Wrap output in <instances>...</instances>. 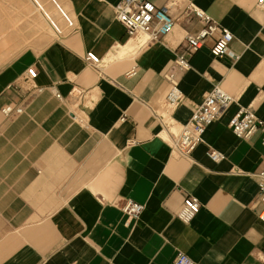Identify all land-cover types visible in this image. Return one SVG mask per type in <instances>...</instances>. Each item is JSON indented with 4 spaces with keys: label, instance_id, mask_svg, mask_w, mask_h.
Listing matches in <instances>:
<instances>
[{
    "label": "crops",
    "instance_id": "crops-1",
    "mask_svg": "<svg viewBox=\"0 0 264 264\" xmlns=\"http://www.w3.org/2000/svg\"><path fill=\"white\" fill-rule=\"evenodd\" d=\"M41 1L60 12L53 35L35 33L27 0H0L9 42L0 55V264H173L179 251L193 264H264V131L241 140L229 127L239 107L264 123V5L151 0L168 3L176 23L149 41L116 20L120 0ZM191 6L231 32V55L213 56L218 34L207 38L180 75L182 101L170 104L164 73L186 34L202 27ZM30 67L36 77L27 82ZM215 85L233 102L179 156L173 141ZM5 105L23 109L6 117ZM187 194L200 208L183 223L176 213ZM126 199L143 204L136 219L122 213Z\"/></svg>",
    "mask_w": 264,
    "mask_h": 264
},
{
    "label": "built area",
    "instance_id": "built-area-1",
    "mask_svg": "<svg viewBox=\"0 0 264 264\" xmlns=\"http://www.w3.org/2000/svg\"><path fill=\"white\" fill-rule=\"evenodd\" d=\"M172 3L173 0H166ZM156 5L151 0H120L114 6L115 18L120 22L128 36L144 34L149 41H156L172 32L175 27L176 19L170 12V5ZM257 6L264 5V0H256ZM191 14L198 19L202 27L197 34H186L183 38V49L178 52L165 71L164 77L168 82V91L166 99L170 104H177L182 101V94L178 87V82L182 72L189 68V59L194 52L201 48L207 38L212 37L217 32L210 46V52L215 57L231 55L228 44L232 40L231 32L220 26L204 11L191 6ZM87 61L93 65L99 63V58L92 52L85 55ZM36 72L33 68L26 70L25 81L34 80ZM41 88H33L34 94ZM60 97L59 94H56ZM233 102V97L224 91L220 86L215 85L204 97L200 105L192 111L189 120L183 125L180 133L173 141V149L179 156L189 157L194 148L203 142V134L206 128L226 110ZM22 106L5 105L1 112L6 117H13L22 112ZM229 127L233 134L241 140L250 139L253 134L261 129L264 131L262 123L248 107H239L232 116ZM264 143V138H262ZM206 155L213 161L218 162L222 154L213 148H208ZM258 195L262 202V208L259 211V219L264 222V169L258 172ZM122 213L128 218L136 219L143 210V204L126 199L119 206ZM200 203L192 195H185L176 217L183 223H188L199 211ZM173 264H193L192 259L185 253L179 251L176 253Z\"/></svg>",
    "mask_w": 264,
    "mask_h": 264
},
{
    "label": "rangeland",
    "instance_id": "rangeland-1",
    "mask_svg": "<svg viewBox=\"0 0 264 264\" xmlns=\"http://www.w3.org/2000/svg\"><path fill=\"white\" fill-rule=\"evenodd\" d=\"M27 1L30 2L29 9L32 10V13L34 12V14L38 15V21H37L38 23L35 27V33L45 31V32H48L47 34L53 35L55 31H60L61 15L56 6L54 5L48 6L44 1H41V0H27ZM3 3H4V0H3ZM33 21L34 19H26L22 21L23 23L22 30L23 31L26 30V32H30L29 28L25 29V27L29 26V23ZM16 29H19V27L14 28L13 30H16ZM7 36H9L8 33H6V37ZM20 36L22 39L21 45H23L29 39L30 34L24 33ZM1 37H2V40H0L1 42L0 50L2 51H0V55L1 57H4L7 54V51H3L4 50L3 48H7L9 46V42L7 40L5 41L4 39L5 33L0 35V39Z\"/></svg>",
    "mask_w": 264,
    "mask_h": 264
}]
</instances>
